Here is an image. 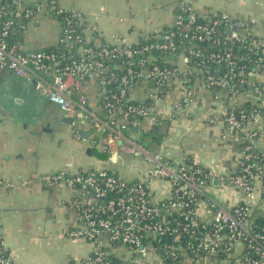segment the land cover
Returning a JSON list of instances; mask_svg holds the SVG:
<instances>
[{
	"label": "built area",
	"instance_id": "built-area-1",
	"mask_svg": "<svg viewBox=\"0 0 264 264\" xmlns=\"http://www.w3.org/2000/svg\"><path fill=\"white\" fill-rule=\"evenodd\" d=\"M45 14L59 19L58 39L29 48L23 34ZM256 23L183 0L160 28L109 38L57 0H0V71L31 82L73 117L79 140L107 155L100 168L68 164L41 176L75 189L69 234L92 244L85 264H264V31ZM199 86L220 102L208 120L236 143L226 171L136 136L170 114L188 116ZM0 264H15L1 238Z\"/></svg>",
	"mask_w": 264,
	"mask_h": 264
},
{
	"label": "crops",
	"instance_id": "crops-1",
	"mask_svg": "<svg viewBox=\"0 0 264 264\" xmlns=\"http://www.w3.org/2000/svg\"><path fill=\"white\" fill-rule=\"evenodd\" d=\"M181 1L57 0L64 7L85 11L109 38L117 34L138 37L160 28L174 18ZM184 1H192L201 12L225 9L255 18L257 29L264 31V0ZM47 16L50 15L45 14L41 23L50 24L52 18ZM41 23L30 22L23 34L29 48L58 39L59 19L54 35L45 28L41 34L30 32ZM9 73L0 71V81ZM214 95V91L199 86L188 116L177 118L170 114L158 126H143V132H158L161 141L157 149L174 159L188 156L205 166L217 163L226 171L233 164L236 143L224 142L223 124L208 120L220 105ZM61 116L63 113L46 101L41 121L28 123L14 118L0 105V238L15 264H85L92 250L88 240L69 234L77 223L76 211L69 205L75 189L67 184H49L41 176L68 164L100 168L106 165L107 155L89 140H79L71 124L56 122ZM46 118L49 129L41 125ZM206 209L204 206L201 213H207ZM196 264L211 263L206 260Z\"/></svg>",
	"mask_w": 264,
	"mask_h": 264
},
{
	"label": "water",
	"instance_id": "water-1",
	"mask_svg": "<svg viewBox=\"0 0 264 264\" xmlns=\"http://www.w3.org/2000/svg\"><path fill=\"white\" fill-rule=\"evenodd\" d=\"M46 101L45 96L33 93V84L27 79L12 73L3 75L0 81V105L14 118L28 123H38L43 118ZM72 121V116L64 115L58 118L59 123H72ZM49 124L50 121L46 123V126ZM154 130H157V127H154ZM83 134L89 135V133ZM93 152L96 153L97 149Z\"/></svg>",
	"mask_w": 264,
	"mask_h": 264
},
{
	"label": "rangeland",
	"instance_id": "rangeland-1",
	"mask_svg": "<svg viewBox=\"0 0 264 264\" xmlns=\"http://www.w3.org/2000/svg\"><path fill=\"white\" fill-rule=\"evenodd\" d=\"M47 17H51L52 18L51 19L52 21H50V24L43 22V23H41V26L37 28V30L32 31L30 29V32L41 34L43 32L44 28H45V29H47L50 32V35H52V34L54 35L55 31H57L56 28H55V25L58 24V18L53 17V16H47ZM47 17L45 19H47ZM136 136L143 143L151 144L152 148H159L158 141H159V138L161 139V137H159V133L158 132H155L153 134H149V133L143 132L142 130H139L137 132ZM213 193L215 195L220 196L222 199H225V198H227L229 196L227 194L225 188L224 189L223 188H215Z\"/></svg>",
	"mask_w": 264,
	"mask_h": 264
},
{
	"label": "flooded vegetation",
	"instance_id": "flooded-vegetation-1",
	"mask_svg": "<svg viewBox=\"0 0 264 264\" xmlns=\"http://www.w3.org/2000/svg\"><path fill=\"white\" fill-rule=\"evenodd\" d=\"M47 122H48V119L46 118V120L43 121V122L41 123V125L44 126V127H46V129H49L50 127H47V126H46V123H47ZM56 122H58V118H56ZM69 124H71V123H69Z\"/></svg>",
	"mask_w": 264,
	"mask_h": 264
},
{
	"label": "trees",
	"instance_id": "trees-1",
	"mask_svg": "<svg viewBox=\"0 0 264 264\" xmlns=\"http://www.w3.org/2000/svg\"><path fill=\"white\" fill-rule=\"evenodd\" d=\"M246 104H247V105H250L251 103H250V102H247ZM159 137H160V135H159ZM160 140H161V139L159 138L158 144L160 143ZM149 147H150L151 149H157V148H152V147H151V144L149 145ZM202 254H205V252L203 251Z\"/></svg>",
	"mask_w": 264,
	"mask_h": 264
}]
</instances>
